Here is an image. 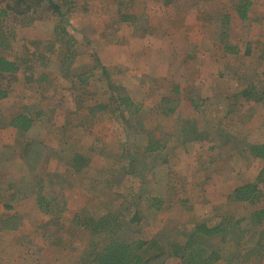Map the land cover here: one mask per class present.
I'll return each mask as SVG.
<instances>
[{
    "label": "rangeland",
    "instance_id": "obj_1",
    "mask_svg": "<svg viewBox=\"0 0 264 264\" xmlns=\"http://www.w3.org/2000/svg\"><path fill=\"white\" fill-rule=\"evenodd\" d=\"M54 1L66 11L65 24L48 10L46 0L36 9L37 20L30 25L23 26L13 17L2 20L0 33L5 44L0 46V57L26 64L25 69L13 75H0V115L33 113L36 124L23 135L24 139H43L46 132L42 131H47L49 143L68 139L58 158L53 157L54 152L49 153L52 157L49 161L57 163H53L56 172L31 174L25 186L33 194L42 193L39 196L46 199L56 193L63 198L75 195L70 199V207L66 208L67 200L63 206L67 214L61 224L56 219L60 218L57 202L43 203L40 211L44 208L51 212L45 213L48 220L31 215V220L21 222L18 231H0V264H91L87 255L92 236L79 222L87 224L86 219L99 218L121 203L128 208L125 219L137 214L139 221L127 224L120 236L154 240L157 246L149 252L164 248L169 256L165 264H197L210 253L221 256L213 264H264V240L258 246L264 219L255 223L252 215L264 206V200L257 204L220 202V212L215 215L217 222L227 216L244 220L234 227L232 221L226 223V234L195 237L193 246L183 248L194 224L216 222L209 221L211 211H206L217 205L220 198L223 200L232 187L254 181L264 170V158H256L249 152L252 145L264 147V0H248L253 5L249 6L244 21L234 9L239 0H92L89 13H82L81 0ZM64 1L73 2L77 10L72 11V4L62 5ZM102 1L106 7L100 5ZM3 7L0 0V9ZM72 12L94 19L95 30L107 36L105 42L116 46L114 54L106 58L111 64L106 72L100 70L105 59L96 56L92 41L76 40L71 57H66L55 41L56 25L64 27L71 38L86 31L85 22L80 29L71 24L78 21ZM131 13L138 19L134 28H126L132 26L119 20ZM146 23L156 28L149 38L141 33ZM130 31L134 33L132 40L125 41ZM88 69L92 71L89 76ZM44 75L46 79L42 80ZM119 81L127 84L133 100L143 101L136 120L128 119L132 109V112L123 110V114L102 111V120L93 124L90 131L87 128L80 131L85 122L80 114L86 107L110 101L113 95L110 84ZM249 84L262 93L261 101L238 97ZM173 87L180 89L181 100L176 115L167 118L159 112L172 107L162 99L173 96L169 91ZM3 117L0 125L6 123ZM62 122L67 123L63 133L57 129ZM123 127L126 131L120 129ZM174 129L187 131V139L210 142L202 144L195 154L189 150L188 158L195 159L185 162L181 170H173L159 161L161 156H149L144 151L149 139L159 140L158 133L160 139H167ZM131 131L139 134H127ZM13 139L18 144L22 137ZM211 142L214 150H209ZM37 151L35 146L32 155L22 159L20 153L17 159L28 167L36 163ZM158 171L163 178L176 176V171L186 174L179 176L186 183L171 185L169 194H173L175 203L170 209L156 213L148 208L150 201L140 200L137 193L118 197L115 194L118 192L113 195L109 190L113 185L107 183L110 176L137 179L154 176L152 173ZM21 172L25 169L17 170V175ZM55 180L60 183L52 184ZM86 180L93 184H86ZM113 186L116 189L118 183ZM82 190L88 192H85L89 197L87 203L79 200L78 193ZM16 192L24 193V189L16 188ZM94 239L106 241L100 236ZM179 247L184 249L181 255L176 254Z\"/></svg>",
    "mask_w": 264,
    "mask_h": 264
},
{
    "label": "crops",
    "instance_id": "obj_2",
    "mask_svg": "<svg viewBox=\"0 0 264 264\" xmlns=\"http://www.w3.org/2000/svg\"><path fill=\"white\" fill-rule=\"evenodd\" d=\"M81 3H82L81 10L84 11L82 13H89V8L92 6L91 5L92 0H81ZM66 4L67 5L68 4L74 5L73 2L67 3L66 1H64L62 5H66ZM146 4H148V3H146ZM57 5L61 6L58 3H57ZM100 5H102V7H106V3L104 1H102V4H100ZM137 5L141 6L140 4H137ZM168 5L169 4L166 2L165 6H168ZM251 5H253L252 1L250 2V6ZM75 6L76 5H74V8H72V11L77 10V8ZM133 7H135V6H133ZM202 11H204L203 8H202ZM77 13H79V12H77ZM77 13L75 14V12L74 13L72 12V15L75 14L74 16H76V19L78 20L76 22H78V24L75 21H73L71 24L73 26L75 24L74 27L79 26V29H80V28H82V23L85 22L88 25V27L82 35H78V36L72 35V38L74 39V41H76V40L78 41V39L82 40V41L86 40L87 42L92 41L93 45H95L94 52H95L96 56L105 59L104 63H102V64L100 63L101 68L100 67L99 68L102 72L103 71L106 72V70H108L107 66L111 65L110 63H108L106 58H107V56L111 57V54H114V50L117 48H116V46H111V44H109L108 42H105L104 38L106 39L107 36L104 33H101L99 31L95 30L96 23L94 22V19H92L90 16H84V15L79 17V15ZM205 14H207V13H205ZM142 17L147 18L148 15H146V16L143 15ZM123 18H125V20H122ZM137 19H138V17L134 16L131 13L130 15H128V14L123 15L120 18L119 22L123 23L125 26H127V25L132 26V27H126V28H134L133 26H135L134 23L137 21ZM205 19H206V17H205ZM144 29H145V31H141V33H142V35H144L145 38H149L151 34L156 32L155 31L156 28L154 27V25L152 23H149V24L146 23V25H144ZM126 32H128V31H126ZM139 33L140 32H138L137 34H139ZM132 34L134 35V33L132 31H130L129 34L124 37V40L125 41L132 40L130 38ZM146 42H148V41H146ZM147 46H151V45L148 44ZM145 55L149 56V54H147V53H145ZM90 71H91V69L87 70L88 76L90 74H92V73H90ZM88 78L86 79L87 81H88ZM112 84H113V86L120 87V88L124 89L125 95L129 94L128 97L130 98V100L132 101V104L134 106H132L130 108L133 110V112L131 110L132 115L130 117H128V119H130L131 121L136 120L135 115H137V113L140 109L139 104H143V101H135L131 98V95H130L129 90H128L129 87L127 86V84L124 83V81L114 82ZM169 91L172 93L173 96L163 97L162 102L164 101V102L170 104L172 107L169 108L166 112H162V113L159 112L161 116L164 115L167 118H171L172 115H176V113L178 112L177 108H178L180 100H181V97H180L181 91H180V89H178V87L177 88L173 87V88L169 89ZM110 100H111V97H110ZM110 103H111L110 109L104 110V111H106V112L117 111L118 113H121V114H123L122 113L123 110L127 111L123 107H117V104L112 100L110 101ZM90 107L91 106L86 107V109L90 108ZM134 107H136L137 109L135 110ZM86 109L84 110V112L82 114H80V116H82L81 118L83 120H85V122L82 125H80L82 127V129L79 128L80 131L86 130V128H87V131H90L91 126L93 124H95L96 122L102 120V118H103L104 113L102 111L97 113V114L90 115L86 111ZM77 112L80 113L79 109L77 110ZM20 113H27L28 115H30L32 117L33 123H32V127L30 128V129H32L36 124L35 123L36 118L33 115V113L32 114H30L28 112H20ZM17 114H19V113H17ZM17 114H15V115H17ZM15 115H12L10 117H13ZM38 115H39V113H38ZM3 116L7 117V115H2V116L0 115V118ZM125 121H126V119H125ZM66 124H67L66 122H62V124L57 127V129L61 130L59 132L63 133L64 131H66ZM125 125H126V123H125ZM119 127H120V124H119ZM120 129L123 131H126L127 128L123 127V129L122 128H120ZM157 130H155V131H157ZM73 131H75V130H73ZM76 131H77V129H76ZM158 131H160V130H158ZM3 132H4L3 137L0 138L1 139V141H0V152H1L0 153V216H1L0 217V231H2V232L4 231L5 233L18 231L19 229H21V222L26 223L27 222L26 219L31 220V217H30L31 215H37L38 217H41V220H43V221L48 220L45 217V215H46L45 213H47V212L51 213V212L49 210H44V208H43V211H40V210H42V207H43L42 204L43 203H45L47 205V204H51L53 202H57V206L59 207L58 208V210H59L58 216L60 218L59 219L56 218V219L61 224L63 222L64 215L67 214L65 212V210H63V206L65 205V202L67 200L66 208L70 207V204H69L70 199H73V196L75 194L72 193V194H70L69 198L67 197L68 195L65 196V198H63L61 196V194L56 193L59 195L55 194L54 197L46 199V197H40L39 196V194L42 195V193H40V192H38L37 194L36 193L33 194L31 192L30 188L29 189L26 188L25 182H27L26 178L29 177V175H31V174L33 176V175H36V173H37V176H38L41 174V172H56V169L53 167V163H56V162L49 161V159H52V157L49 155V153L54 152L53 157L58 158L59 154L62 153L64 143H67L68 139H65L64 141L58 140L55 143H49V142H47V138H46V136L48 135L47 131H42V133L46 132V134L42 137L43 139L39 140L38 136H37L38 138H36V139L35 138L30 139V140L24 139L23 135H26L29 131H27L26 133H21V132L17 131L16 129H14L10 126H7L6 124L0 125V136L2 135ZM137 132L138 131H131V132H127V134H132L135 136V135L139 134ZM186 132L187 131H180L179 132V131H176L174 129V131H172V134H169L167 139H160L161 133L160 134L158 133L157 136H158L159 140L157 138H155V139L151 138L148 141H159V143H160L159 148L160 149L156 150L153 153H147V152H145V153H147L149 156H156L159 158L161 156V159L159 160L160 162H163L166 165L173 167L172 168L173 170L179 169V168L181 170V168H184L185 162H188L190 160L193 161L195 159V157H193V156L192 157L194 159H191L192 157L188 158L190 156L189 150L193 151V154H195L199 151V148H200V146H202V144L205 145V144H208V142H209L208 140H204V139L200 140L199 138H197L196 140H192L189 138L187 139L185 136ZM202 132H204V131H202ZM202 132L198 131L199 134H202ZM142 133H145V132H142ZM14 136H21L22 137L21 142L16 144L14 142V139H13ZM30 142H32V144H34L33 147L38 146V148L41 150L40 155L39 156L37 155L39 158L38 162L31 166V170H30V168L26 167V165H24V163L20 159H17L18 156H20L19 155L20 153H22L21 157L23 159L24 157L26 158V156L28 155L25 153H31L32 152V149L30 151L29 145H28ZM212 143L213 142H211L209 150H214L216 148L215 145ZM260 145H262V144H260ZM144 151H145V148H144ZM121 152H122V149H121ZM37 156H36V159H37ZM176 163H177V166H174ZM86 164H88V163L86 162ZM108 167H111L110 163H108ZM22 169H25V172H21V174L17 175V170H22ZM26 170H27V172H26ZM157 170H159L158 167H156V171ZM57 172H60V170L58 169ZM158 173H159V171L152 173V175H154V176H147L146 177V175H145V177L143 176L142 178H137V179H134L135 177L134 178H128L126 176H123L124 178L121 177V178H115L114 179V177L110 176V179L107 181V183L113 184V185L118 183V186L116 187V189L113 188L114 187L113 185L109 186V190L112 192V194L113 195L116 194V195H118V197H119V194H125V193L129 192L130 196H133V194L137 193V195H138L137 197H139L140 200L143 198L145 199V201H150L151 199H154V198L158 199L159 205H160L159 209L158 210L153 209L157 213L158 211L159 212L162 211V209L163 210L170 209L171 207L168 208L169 206H172V207L174 206L175 202H174V197L172 196L173 194H171V195L169 194V192L172 190L171 185L173 186V183H186L185 179H183V180L179 179L180 178L179 176H181L182 174L186 175L184 172L181 173V171H176L175 173L177 175L176 176L170 175L171 178H168V177L163 178V176L160 175L161 173H159V174ZM50 176H52V175H50ZM43 177H45V176H43ZM54 177H57V176H54ZM57 178L60 179V177H57ZM164 179H166V181ZM251 182H253V181H251ZM57 183H60V180L59 181L55 180V181H53L52 184H57ZM88 183L93 184V181L86 180V184H88ZM95 183H96V181H95ZM243 184H245V183H243ZM240 185H242V184H240ZM240 185L232 187L228 192H226L223 200H221V198H220V201L216 203L217 205H215V206L213 205V207H211L210 210L206 211V212L211 211L209 221H213L211 219H214V221H216V222H210V223L204 222L208 227L216 226V225L220 224L224 219H229L230 221L233 220L232 217L230 218L227 216L221 220L218 219L219 221L217 222L215 215L217 214V211L220 212V210H218V208L220 209V207H221V205L219 204L220 202H228L229 205L234 202V201L229 199V196H230L231 192L236 187H238ZM16 188L24 189V193L16 192ZM140 190H141V193L139 192ZM85 192L88 194V192L86 190H82L81 193H78L81 196L79 198V200L80 201L86 200V203H87L89 200V197ZM113 192H118V193L114 194ZM142 193H144V195H141ZM129 194H128V196H129ZM84 195H86V196H84ZM219 197H220V195H219ZM215 199H217V196L215 198H213V200H215ZM176 200H177V197H176ZM170 201H172V202H170ZM149 203L150 202H148V204ZM235 203H238V202H235ZM148 208L152 209V207H150V205ZM74 215H76V214H74ZM58 216H56V217H58ZM90 219H94V218H90ZM90 219H86V221H88ZM57 220L55 221V223L58 222ZM206 221H208V219ZM201 223H203V222H201ZM31 224H32V222H31ZM79 224L85 230L88 231V229L83 226V224H85V222L84 223L79 222ZM32 225H38V224L34 222V224H32ZM28 226H30V223H28ZM226 232L227 231L225 228L224 231L222 233H219L218 235L226 234ZM71 247H73V246H70V248ZM91 264H93V263H91Z\"/></svg>",
    "mask_w": 264,
    "mask_h": 264
},
{
    "label": "trees",
    "instance_id": "obj_3",
    "mask_svg": "<svg viewBox=\"0 0 264 264\" xmlns=\"http://www.w3.org/2000/svg\"><path fill=\"white\" fill-rule=\"evenodd\" d=\"M48 4V10L51 11L58 17L60 23H66L65 12L61 9L59 5L54 0H46ZM4 7L0 9V26L4 18L13 17L15 20H19V23L23 26L30 25L35 22L36 9L41 5L42 0H1ZM250 6L248 0H239L234 6L235 12L238 18L241 21L247 19V10ZM122 20H125L123 18ZM55 32V41L59 43L61 49L65 51V56L71 57L73 54L72 50L75 46V41L69 37L65 28L61 25H56L54 27ZM5 42V37L0 33V46ZM5 44V43H4ZM231 53V50L227 51ZM26 64V62H25ZM24 61H11L4 57H0V75H13L21 69H25ZM23 66V68H22ZM28 70V68H26ZM91 72V71H90ZM46 75L42 76L41 79L45 80ZM110 90L113 95H111V100L117 104V107H123L127 111H131V107L134 106L132 101L125 95L124 89L120 87L110 85ZM124 93V94H123ZM3 94V93H2ZM262 94V93H261ZM257 92L256 86L253 84L247 85L242 89L238 96L245 100H254L255 102L261 101L263 95ZM124 95V96H123ZM110 100V101H111ZM110 101H103L97 103L90 108H87L86 111L90 115L97 114L101 111L108 110L111 107ZM136 110L137 108L134 107ZM134 110V111H135ZM172 110V109H171ZM6 121V125L10 126L21 133H26L32 127L33 119L27 113H19L13 117H3ZM159 141H148L145 152L153 153L156 150H159L160 145ZM29 149L32 155L34 153L35 147L32 142L29 144ZM41 150L38 148L37 155H40ZM249 152L252 156L256 158H264V147L262 145H252L249 147ZM38 156L36 163L38 162ZM34 165V163H32ZM28 168L31 170V166ZM261 185V186H260ZM229 199L238 202V203H247V204H257L261 200H264V170L262 169L256 179L253 182L242 184L236 187L230 194ZM122 204L118 205L115 210L105 213L103 216L88 220V223L83 224L85 228L88 229L92 240L89 242V252L87 257L90 259V262L93 264H165V261L169 257L167 251L164 250L161 246L158 248V251L150 253L149 250L153 246H157L154 240H143V239H131V238H122L120 233L122 228H126L127 224H132L139 221L137 214H133L132 217L128 220L125 219V213L128 211V208H123ZM150 207L155 210L159 209V200L151 199L149 203ZM118 210V211H117ZM255 218V223H260L264 219V206L252 213ZM244 219L231 220L233 227L239 225ZM229 219H224L220 224L212 227H208L205 223H196L192 231L189 233L185 244L183 245L184 249H189L195 243V237H205L210 238L216 236L219 233H222L225 229L226 223H229ZM100 236L104 238L105 242H100V240L94 239V237ZM264 240V228L263 231L259 234L258 246L261 247V241ZM176 250L175 247H173ZM184 249L182 247L177 248L176 254H182ZM221 258L220 255L216 253H210L208 257L202 259L197 264H213V262L218 261Z\"/></svg>",
    "mask_w": 264,
    "mask_h": 264
}]
</instances>
